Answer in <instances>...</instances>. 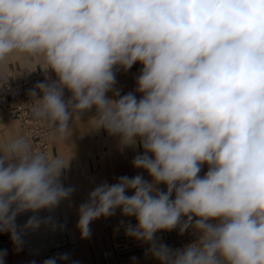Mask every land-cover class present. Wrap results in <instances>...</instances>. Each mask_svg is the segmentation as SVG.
Segmentation results:
<instances>
[{
	"label": "clouds",
	"instance_id": "9594fccd",
	"mask_svg": "<svg viewBox=\"0 0 264 264\" xmlns=\"http://www.w3.org/2000/svg\"><path fill=\"white\" fill-rule=\"evenodd\" d=\"M16 54L46 73L29 95L51 140L66 141L70 120L95 108L92 129L143 149L132 165L151 182L137 174L96 186L78 209L82 239L119 209L137 222L125 235L160 264H264V0H0V68ZM137 62L140 99L114 89V68ZM67 166L25 135L0 141V232L18 250L17 216L55 209L75 191L61 180ZM41 225L63 228L32 215L23 229ZM177 227L197 239L175 250L155 242ZM57 259L69 254L43 264Z\"/></svg>",
	"mask_w": 264,
	"mask_h": 264
},
{
	"label": "crops",
	"instance_id": "0c3cea01",
	"mask_svg": "<svg viewBox=\"0 0 264 264\" xmlns=\"http://www.w3.org/2000/svg\"><path fill=\"white\" fill-rule=\"evenodd\" d=\"M38 64L33 58L16 54L9 58L5 67L0 68V74L19 67L34 68ZM47 73L52 72L48 70ZM139 75L116 74L114 89L119 90L121 95L132 92L138 97L136 81ZM70 95L71 93L65 90L66 100ZM107 95L111 97L112 93ZM94 115L95 108L83 113L79 121L70 120L71 135L66 141L50 139V154L63 156L68 160V166L62 173V183L65 187H74L75 191L55 209L40 210L38 213L25 212L17 216L16 225L18 230L22 231L23 239L19 250L10 233L0 232V251L6 250L7 253L3 264H43L46 259L58 257L62 253H68L69 259H57V264H158L156 258H142L133 244V238L125 235L124 227L129 223L135 226L137 222L134 217L122 216L119 209L114 216L101 217L91 222L90 238H81L77 228L78 209L82 203L87 202L89 193L96 186L104 182L111 185L121 176L133 177L137 174L142 175L146 181L152 180L143 169L134 168L132 165L133 158L143 154L142 147H123L119 137L109 135L104 129H92L89 121ZM16 135H21L18 121L0 107V141ZM207 171L208 165L204 164L199 175L203 176ZM157 187L166 191V185ZM132 194L128 192V195ZM32 215L52 216L63 228L51 230L49 226L41 225L35 231L24 230L23 226ZM191 231L193 229L189 228L181 235L179 227L171 231L162 230L155 234L154 239L157 241L168 236L183 238ZM194 237L197 239V234L194 233Z\"/></svg>",
	"mask_w": 264,
	"mask_h": 264
},
{
	"label": "built area",
	"instance_id": "2783aa9c",
	"mask_svg": "<svg viewBox=\"0 0 264 264\" xmlns=\"http://www.w3.org/2000/svg\"><path fill=\"white\" fill-rule=\"evenodd\" d=\"M42 66L34 68L19 67L0 74V107L2 111L18 121V130L21 135L27 136L33 148L45 151L50 154V129L39 121H36L31 112L32 98L29 95L30 90L38 82L45 81L46 73L43 72ZM143 65L139 62L135 63L130 69L125 70L117 66L114 72L119 75L140 74ZM52 79H55L54 73H47ZM142 96L139 93L137 99ZM145 174H148L144 170ZM196 240L194 231L186 237L179 238L168 236L155 241L157 244H166L169 248L175 250L183 248L185 245ZM133 244L139 251L142 258H154L149 252L150 245L137 241L133 238ZM158 264H160L158 260Z\"/></svg>",
	"mask_w": 264,
	"mask_h": 264
}]
</instances>
